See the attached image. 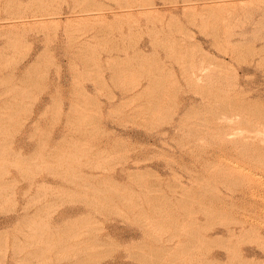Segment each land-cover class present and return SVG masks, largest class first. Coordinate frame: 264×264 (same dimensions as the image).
<instances>
[{
	"label": "rangeland",
	"instance_id": "374dc122",
	"mask_svg": "<svg viewBox=\"0 0 264 264\" xmlns=\"http://www.w3.org/2000/svg\"><path fill=\"white\" fill-rule=\"evenodd\" d=\"M144 1L0 0V264H264V0Z\"/></svg>",
	"mask_w": 264,
	"mask_h": 264
},
{
	"label": "bare ground",
	"instance_id": "6f19581e",
	"mask_svg": "<svg viewBox=\"0 0 264 264\" xmlns=\"http://www.w3.org/2000/svg\"><path fill=\"white\" fill-rule=\"evenodd\" d=\"M143 1H144V0H143ZM164 1H166V0H164ZM168 1H169V0H168ZM185 1L187 2V0H185ZM185 1H184V2H185ZM189 1H190V0H189ZM191 1H193V0H191ZM144 2H145V1H144ZM149 2H152V0H150ZM170 2H172V0H171ZM173 2H174V1H173ZM176 2H177V0H176ZM219 2H220V1H219ZM219 2H217V3L219 4ZM163 3L166 4V2H163ZM180 3H181V2H180ZM182 3H183V2H182ZM214 3H216V2H214ZM217 3H216V4H217ZM220 3H221V2H220ZM144 4H145V3H144ZM149 4H150V3H149ZM152 4H153V2L151 3V5H152ZM170 4H171V3H170ZM187 4H188V3H187ZM187 4H186V5H187ZM221 4H222V3H221ZM221 4H220V5H221ZM153 5H154V4H153ZM174 5H175V4H174ZM145 6H146V4H145ZM145 6H144V7H145ZM147 6H148V5H147ZM183 6H184V5H183ZM183 6H182V7H183ZM188 6H189V5H188ZM217 6H218V5H217ZM151 7H152V6H151ZM191 7H193V6H191V4H190V7H189V8H191ZM194 7H195V6H194ZM205 7H207V6H205ZM183 8H184V7H183ZM185 8H187V6H185ZM189 8H188V9H189ZM219 8H220V7H219ZM145 9H146V8H145ZM147 9H148V8H147ZM147 9H146V10H147ZM146 10H144V12H145ZM149 10H150V9H149ZM152 10H153V8H152ZM183 10L185 11V9H183ZM156 11L158 12V8L156 9ZM156 11H154V12H155V15H156V13H157ZM188 11H189V10H188ZM147 12H148V11H147ZM154 12L152 11V13H154ZM146 14H148V13H146ZM149 14H150V13H149ZM157 14H158V13H157ZM150 16H152V14H151ZM191 18H192V17H191ZM239 46H240V45H239ZM28 67H30V66H28ZM26 71H28V70H26ZM194 79L197 80V81L200 80V79H203V75L200 74V73H197V74L194 76ZM7 80H8V79H7ZM5 82H6V81H5ZM5 84H6V83H5ZM208 88H209V87H208ZM210 91H211V90H210ZM208 95H209V94H208ZM137 173H138V172H137ZM135 174H136V173H135ZM136 176H137V174H136ZM102 190H103V189H102ZM101 193H102V192H101ZM103 195H104V194H103ZM108 196H109V195H108ZM108 196H107V197H108ZM109 199H110V198H109ZM110 200H111V199H110ZM108 201H109V200H108ZM192 228H193V227H192ZM176 232H177V231H176ZM181 234H182V233H181ZM187 235H189V234H187ZM195 235H196V234H195ZM190 236H191V235H190ZM174 237H175V236H174ZM193 238H194V237H193ZM201 238H202V237H201ZM203 238H204V237H203ZM195 239H196V238H195ZM155 240H156V239H155ZM187 240H188V239H187ZM189 240H190V239H189ZM191 240H193V239H191ZM191 240H190V241H191ZM196 240H197V239H196ZM208 240H209V239H208ZM205 241H206V240H205ZM188 242H189V241H188ZM196 242H197V241H196ZM199 242H201V241L199 240ZM183 243H184V242H183ZM189 243H190V242H189ZM189 243H187V245H188ZM203 244H204V243H203ZM181 245H183V244L181 243ZM181 245H180V246H181ZM185 245H186V244H185ZM190 245H191V244H190ZM190 245H189V246H190ZM77 246H78V245H77ZM203 246H204V245H203ZM205 246H206V245H205ZM168 248H169V247H168ZM78 249H80V248L78 247ZM37 250H38V249H37ZM39 250H41V249H39ZM39 250H38V251H39ZM172 250H173V249H172ZM176 251H177V250H176ZM30 252H32V251H30ZM34 252H35V251L33 250L32 253L34 254ZM39 252H40V251H39ZM173 252H174V254L176 255L175 251H173ZM37 253H38V252H37ZM37 253H35V254H37ZM40 253H41V252H40ZM40 253H39V254H40ZM178 253H179V252H178ZM178 253H177V254H178ZM30 254H31V253H29V255H30ZM39 254H37V255H39ZM152 254H153V253H152ZM168 254H169V253H168ZM170 254H172V253H170ZM31 255H32V254H31ZM37 255H36V256H37ZM153 256H155V254H154ZM159 256H160V254H159ZM163 256H164V255L161 254L160 257H158V256H157V257L160 259V258L163 257ZM176 256H177V255H176ZM29 257H30V256H29ZM32 257H33V256H32ZM150 257H152V256H150ZM150 257H149V258H150ZM174 257H175V256H174ZM30 258H31V257H30ZM80 258H81V257H80ZM154 258H155V257H154ZM154 258H152V259H154ZM158 258H156V259H158ZM78 259H79V258H78ZM146 259H147V258H146ZM161 259H162V258H161ZM171 259H172V258H171ZM176 259H177V258H176ZM176 259H175V260H176ZM79 260H80V259H79ZM79 260H78V262H80ZM149 261H150V260H149ZM75 262H76V261H75ZM75 262H74V263H75ZM81 262H82V261H81ZM172 262H173V261H172ZM74 263H73V264H74ZM76 263H77V262H76ZM76 263H75V264H76ZM181 263H182V262L179 261V264H181ZM251 263H252V262H251ZM251 263H250V262H247V261H244V262H243V264H251ZM71 264H72V263H71ZM163 264H164V263H163ZM177 264H178V263H177Z\"/></svg>",
	"mask_w": 264,
	"mask_h": 264
}]
</instances>
